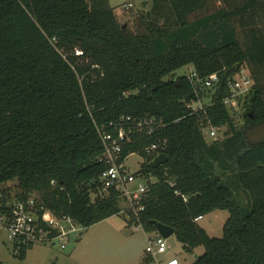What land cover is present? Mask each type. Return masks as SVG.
I'll list each match as a JSON object with an SVG mask.
<instances>
[{"label":"trees","instance_id":"1","mask_svg":"<svg viewBox=\"0 0 264 264\" xmlns=\"http://www.w3.org/2000/svg\"><path fill=\"white\" fill-rule=\"evenodd\" d=\"M138 18L123 28L109 0H0V195L32 197L82 228L121 218V192L99 181V132L123 128L118 163L139 154L147 179L128 225L154 233L155 221L185 251L203 246L192 264H264V0H152ZM188 66L220 75L204 111L188 106L206 93L177 79ZM241 68L253 86L238 128L223 99ZM145 119L164 127L148 134ZM208 123L225 138L207 144ZM153 144L167 156L157 168ZM216 210L229 213L221 238L196 221ZM32 246L14 245L18 258Z\"/></svg>","mask_w":264,"mask_h":264},{"label":"rangeland","instance_id":"2","mask_svg":"<svg viewBox=\"0 0 264 264\" xmlns=\"http://www.w3.org/2000/svg\"><path fill=\"white\" fill-rule=\"evenodd\" d=\"M110 6L114 9L119 23L126 28L134 30L139 22V16L150 9L152 0H109ZM127 3H132L131 8H124ZM186 71L180 70V74ZM206 100V101H205ZM208 104L209 100L205 99ZM243 104V103H242ZM240 105L237 111L230 112L235 125L240 128L244 125L243 114L244 105ZM226 128H222L218 135V141L225 138ZM205 142L212 144L213 140L208 134H204ZM143 162L139 154H131L124 161V169L132 174H137ZM156 178L150 176V183ZM147 179L137 176L135 181L129 185L130 190H135L140 184L147 185ZM16 181L5 184L6 188H14ZM244 203V202H243ZM129 202L122 198L120 207L121 218L111 217L98 222L88 228H82L73 224L78 230L71 233L65 240V249L55 242L52 245L35 243L28 249L25 258L19 259L17 253L12 249V242L7 239L4 231L0 232V262L3 264H166L171 258H177L181 264H192L196 256L203 255V246L196 248L192 253L182 248L175 236L167 239L169 250L163 254L145 262L147 248V237H152V233L146 234L140 227L132 224L130 220ZM124 211V212H123ZM229 213L224 210H216L198 221V225L205 227L210 237L221 238L222 229L226 217ZM58 219V218H56ZM60 220L61 225L67 228L70 224L64 219Z\"/></svg>","mask_w":264,"mask_h":264},{"label":"built area","instance_id":"3","mask_svg":"<svg viewBox=\"0 0 264 264\" xmlns=\"http://www.w3.org/2000/svg\"><path fill=\"white\" fill-rule=\"evenodd\" d=\"M132 6V3H127L124 8H131ZM185 69L186 71L179 74L177 79L185 76L196 89L198 98H200V91L206 93L203 99L192 103L188 107L193 112L204 111L212 104L213 95L221 87L220 75L219 73H213L202 78L195 67L188 66ZM227 83L229 93L223 99V104L230 112L237 111L240 106V98L249 94L252 89V79L248 71L241 68L232 79H228ZM205 99L209 100L208 104L205 103ZM162 127H164V124L157 122L155 119H145L143 122L138 123V128L140 130L145 128L148 134H152L155 129ZM201 128L203 135L206 133L213 141H216L219 132L224 127H214L208 123ZM99 133L105 147L103 160L107 165L100 176V184L105 192L110 189L120 191L122 197L129 202V211L137 216V211L142 208L141 206L137 207V205L140 204L143 195L146 193L147 185L140 184L135 190H130L129 185L135 181L137 176L125 170L124 163H118L123 143L129 140V134L123 128H117L116 134L102 131ZM159 148V145L153 144L147 147L145 151L147 154L158 156L162 154L159 153ZM201 218L198 217L196 221ZM64 220L70 224L67 228H64L60 220L56 219L49 211L37 207L32 197L20 199L13 194L0 195V232L4 231L6 233L7 239L12 242V249L15 253H18V247L15 249L14 245H33L35 243L52 245L57 242L61 249H65L66 238L78 230L72 221L69 219ZM138 227L144 231L141 226ZM152 234V237H147L146 254L156 259L157 256L165 254L170 247L167 244V239L159 235L157 231ZM166 264H180V261L172 257L166 261Z\"/></svg>","mask_w":264,"mask_h":264},{"label":"water","instance_id":"4","mask_svg":"<svg viewBox=\"0 0 264 264\" xmlns=\"http://www.w3.org/2000/svg\"><path fill=\"white\" fill-rule=\"evenodd\" d=\"M125 28V25L123 26ZM167 161V156L165 154H159L156 156L150 163L151 167L157 168L159 165L164 164ZM153 225L159 235L163 238L168 239L171 236L175 235V230L169 226L157 223L153 221Z\"/></svg>","mask_w":264,"mask_h":264},{"label":"crops","instance_id":"5","mask_svg":"<svg viewBox=\"0 0 264 264\" xmlns=\"http://www.w3.org/2000/svg\"><path fill=\"white\" fill-rule=\"evenodd\" d=\"M124 212V211H123ZM226 217V216H225ZM229 217V216H228ZM228 217H226V219L225 220H227L228 219ZM120 219V218H119ZM204 219V217L203 218H201V219H199V220H197V222L198 221H201V220H203ZM203 229L206 231V229H205V227H203ZM172 258V257H171ZM170 259V258H169ZM180 264H181V262H180Z\"/></svg>","mask_w":264,"mask_h":264}]
</instances>
